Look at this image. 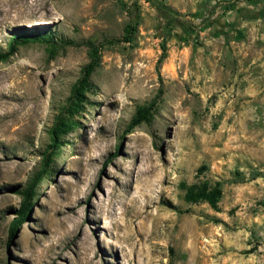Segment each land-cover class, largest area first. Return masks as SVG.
Here are the masks:
<instances>
[{"label": "rangeland", "instance_id": "1", "mask_svg": "<svg viewBox=\"0 0 264 264\" xmlns=\"http://www.w3.org/2000/svg\"><path fill=\"white\" fill-rule=\"evenodd\" d=\"M160 1L196 28H176L161 65L165 20L148 0H0V51L35 30L60 47L0 63V264H264V0ZM130 23L132 43L109 42ZM90 43L88 103L10 241L12 188L40 169ZM199 181L221 183L218 210L185 201L181 184Z\"/></svg>", "mask_w": 264, "mask_h": 264}, {"label": "trees", "instance_id": "2", "mask_svg": "<svg viewBox=\"0 0 264 264\" xmlns=\"http://www.w3.org/2000/svg\"><path fill=\"white\" fill-rule=\"evenodd\" d=\"M157 9L160 16L165 20L164 25V42L162 43V56L158 62L161 65L168 57V47L166 39L172 35L176 28H180L186 34L196 32V28L190 21L173 8L167 6L160 0H148ZM225 7L231 8L234 6V1H225ZM123 6H126L123 4ZM137 26L129 24L126 27L125 35L120 38L110 40V43H132L137 33ZM43 44L48 47L51 57H55L59 51V46L54 41V34L52 32L40 33L35 30L30 33H22L15 35L9 44L7 52L0 51V63L9 61L18 51L20 46L29 44ZM90 62L82 69L81 77L76 81L71 89V95L61 112L55 117L54 123L49 129L50 143L46 150L42 152V162L39 170L35 171L30 178L29 182L24 188H12L17 194L22 197L20 208L16 211L17 217L10 227V241L15 237L19 227L25 222L29 216L34 200L37 196L38 189L47 177L55 172L53 167L56 158L60 155L62 148L69 144L66 141L68 134L78 126L79 121L76 116L79 115L86 104L88 103L87 93L91 92L94 88L92 76L101 64V50L100 46L93 43L89 44ZM158 98H154L148 104L143 105L137 109L136 114L132 118L130 124L126 129V133L133 132L138 126L148 123L154 116L155 110L158 105ZM207 170L206 166H201L198 169V175H202ZM182 189L185 190V201L190 204L207 203L213 209H219V203L223 196V189L221 183L211 185L208 181H199L197 183L188 185L181 184Z\"/></svg>", "mask_w": 264, "mask_h": 264}]
</instances>
